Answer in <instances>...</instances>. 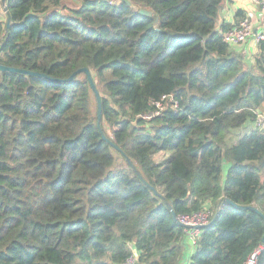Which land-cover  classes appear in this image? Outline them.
Instances as JSON below:
<instances>
[{
  "label": "trees",
  "instance_id": "obj_1",
  "mask_svg": "<svg viewBox=\"0 0 264 264\" xmlns=\"http://www.w3.org/2000/svg\"><path fill=\"white\" fill-rule=\"evenodd\" d=\"M129 1L0 4V64L87 67L113 143L84 72L0 74V264H181L205 206L187 264H264V43L222 40L240 9L212 33L224 0Z\"/></svg>",
  "mask_w": 264,
  "mask_h": 264
},
{
  "label": "built area",
  "instance_id": "obj_2",
  "mask_svg": "<svg viewBox=\"0 0 264 264\" xmlns=\"http://www.w3.org/2000/svg\"><path fill=\"white\" fill-rule=\"evenodd\" d=\"M1 1V0H0ZM258 4L260 6V16L262 18V25L259 26V29L254 30L251 16L250 14H246L244 18H242L238 24L228 30H225L222 33V40L231 47H235L238 45H243L249 39H251L255 44H259L260 42L264 43V0H259ZM156 109L142 116L143 119H151L155 115L159 113V109L161 108V103L156 102ZM257 124L264 128V117L261 113H258V121ZM211 216V211L207 206L199 211H195L189 214H180L177 217V220L185 225L187 230L186 237L188 239L189 245L195 246L199 234H200V226H205L209 222V218ZM188 226V227H187ZM254 255L252 254L246 264H254ZM120 264H136L135 257H129L124 262Z\"/></svg>",
  "mask_w": 264,
  "mask_h": 264
},
{
  "label": "water",
  "instance_id": "obj_3",
  "mask_svg": "<svg viewBox=\"0 0 264 264\" xmlns=\"http://www.w3.org/2000/svg\"><path fill=\"white\" fill-rule=\"evenodd\" d=\"M106 1H112V0H106ZM123 1L126 2V3H127L130 7H132L133 9H138V7H137L136 5H134L133 3H131L129 0H123ZM5 2H6V0H1V1H0V4H1V6H2V11L5 13V16H6V25H5V28H7V27L10 25V20H11V19H10V15H9L8 10H7V6H6ZM139 13H140V14H143V15H147V16H151V15H152V11H151V10H148V9H145V8H139ZM221 25H222V19L219 18V19H218V23H217L216 27L214 28V30L212 31V33H213V32H217V31H219ZM3 71H11V72H18V73H25V74H34V75L42 76V77H45V78H48V79H50V80H54V81H70V80H72V79L74 78V76H75L77 73H79V72H84V73L86 74L87 78H88V81H89L90 87H91V89H92V91H93V93H94V97H95V99H96V104H97V106H96L97 126H98L99 129H100V122H101V120H102L100 94H99V91L97 90V88H96V86H95V82H94V80H93L92 74H91V72L89 71V69H88L87 67H81V68L76 69V70L73 71V72H72L67 78H64V79L51 78V77H49V76H47V75H45V74H43V73L32 72V71H29V70H24V69L14 68V67H10V66H7V65L0 64V74H1ZM100 132H101V134L103 135V137H104L109 143H112V141H111L109 138H107V137L104 136V134H103V132H102L101 129H100ZM112 144H113V143H112ZM128 161H129V160H128ZM138 175H139V173H138ZM139 176H140V175H139ZM140 177H141V176H140ZM143 182H144L145 184H147V182H146L145 180H143ZM225 201H229V200H228V199H225ZM229 202H231V201H229ZM233 204H234L235 206H237V207H240V208H244V209H246V208H248V209H252V210L258 212L259 214H261V212H260L257 208H255L254 206H251V205H238V204H235V203H233ZM172 216H173V219H174L179 225H181V226H185V225L181 224V223L177 220V218H176V216H175V214H174L173 211H172ZM215 217H216V214H215V216L212 217V219H211L209 222L213 221V220L215 219ZM209 222H208V223H209ZM187 227H188V226H187ZM200 227H201L200 229H202L204 226H200ZM263 239H264V236H263Z\"/></svg>",
  "mask_w": 264,
  "mask_h": 264
},
{
  "label": "crops",
  "instance_id": "obj_4",
  "mask_svg": "<svg viewBox=\"0 0 264 264\" xmlns=\"http://www.w3.org/2000/svg\"><path fill=\"white\" fill-rule=\"evenodd\" d=\"M259 0H224L223 5L219 11V18L222 19V24L233 23L234 15L237 10L244 11L245 14H250L254 30L259 29L262 25V18L260 16ZM232 48L242 49L246 55L247 60L253 61L254 55L259 51L258 45L249 39L243 45H238ZM186 248L183 253L181 264H187L188 259L194 251V247L189 245L188 239L185 236Z\"/></svg>",
  "mask_w": 264,
  "mask_h": 264
},
{
  "label": "rangeland",
  "instance_id": "obj_5",
  "mask_svg": "<svg viewBox=\"0 0 264 264\" xmlns=\"http://www.w3.org/2000/svg\"><path fill=\"white\" fill-rule=\"evenodd\" d=\"M74 2H75V1H74ZM248 62H250V61L248 60ZM243 132H244V126H242V127H240V128H237V129L233 130L232 133H231V135H232L233 137H235V136L238 137V135H241ZM167 155H168V153H157V154H154L152 157H153V159H154L155 161H157V162H161V161H163V159H165V157H166ZM226 170H227V168L224 167V169H223V171H222V178H224V176H225V174H226ZM207 207H208V206H207Z\"/></svg>",
  "mask_w": 264,
  "mask_h": 264
}]
</instances>
